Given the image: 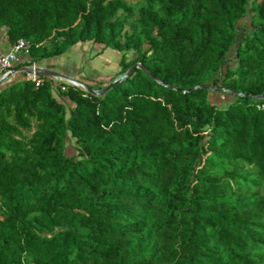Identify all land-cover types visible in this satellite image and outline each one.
<instances>
[{
	"label": "trees",
	"instance_id": "16d2710c",
	"mask_svg": "<svg viewBox=\"0 0 264 264\" xmlns=\"http://www.w3.org/2000/svg\"><path fill=\"white\" fill-rule=\"evenodd\" d=\"M0 31L153 76L0 84V264H264V0H0Z\"/></svg>",
	"mask_w": 264,
	"mask_h": 264
},
{
	"label": "rangeland",
	"instance_id": "374dc122",
	"mask_svg": "<svg viewBox=\"0 0 264 264\" xmlns=\"http://www.w3.org/2000/svg\"><path fill=\"white\" fill-rule=\"evenodd\" d=\"M127 1L134 5L139 0ZM134 18H137L136 14ZM250 19L251 13L248 11L246 17L242 19L239 26L248 27ZM131 23L132 22H129L126 25V30L130 28ZM131 59H133L132 51H118L113 47L83 43L71 47L62 55L53 58L40 61H28L26 58H21L20 62L17 63L18 65H34L55 71L89 86L94 91H101L125 73V71L123 72L121 62L124 61L128 63ZM23 75L26 76V74ZM53 81L59 84H67L66 80L53 79ZM205 85L212 87L210 80L206 81ZM210 90L215 91V88L212 87ZM229 100L230 97L227 94H213L210 97L211 103L217 105L221 104L222 106ZM64 152L69 157L76 158L78 156V148L75 139L68 136L65 140Z\"/></svg>",
	"mask_w": 264,
	"mask_h": 264
},
{
	"label": "built area",
	"instance_id": "2783aa9c",
	"mask_svg": "<svg viewBox=\"0 0 264 264\" xmlns=\"http://www.w3.org/2000/svg\"><path fill=\"white\" fill-rule=\"evenodd\" d=\"M29 48H30L29 42H27L24 39H19L15 43L11 44L7 50H0V84L13 76V70L16 69L18 56L20 55L27 56ZM31 67H34V65ZM26 78L35 82L36 85L40 84L42 81L41 77L33 72L26 73ZM67 84L72 85L68 82ZM55 85L56 82H54V86ZM61 90H65V86H61ZM259 100H264V98ZM256 109L264 110V102L257 103Z\"/></svg>",
	"mask_w": 264,
	"mask_h": 264
},
{
	"label": "water",
	"instance_id": "95a60500",
	"mask_svg": "<svg viewBox=\"0 0 264 264\" xmlns=\"http://www.w3.org/2000/svg\"><path fill=\"white\" fill-rule=\"evenodd\" d=\"M135 68H141L143 71H145L150 77L153 78V76L147 71L145 70L144 68H142L138 63L133 65L132 67H130L128 70L125 71V73L117 78L116 80H114L109 86H107L105 89L101 90V91H94L92 88H90L89 86L85 85V84H82L81 82L75 80V79H72L68 76H65L63 74H60L58 72H55V71H51V70H47V69H44V68H40V67H37V66H34V67H31V66H27V67H19V68H16L15 70H13V75L15 73H18V72H23V73H30V72H33L35 73L36 75L40 76V77H44V78H48L50 80L52 79H60V80H66L68 83L80 88L81 90L89 93V94H92L94 96H102L104 95L109 89H111V87L114 85V84H117L119 82H121L122 80L126 79L130 74L131 72L135 69ZM158 81V80H157ZM196 88H207L206 86H203V85H200V86H194L192 87L190 90L192 89H196ZM172 89H175V88H172ZM190 90H187V91H190ZM187 91H182V93H186ZM231 93H235L234 91H230ZM241 95V94H239ZM253 99H262L264 98V96H251Z\"/></svg>",
	"mask_w": 264,
	"mask_h": 264
},
{
	"label": "crops",
	"instance_id": "0c3cea01",
	"mask_svg": "<svg viewBox=\"0 0 264 264\" xmlns=\"http://www.w3.org/2000/svg\"><path fill=\"white\" fill-rule=\"evenodd\" d=\"M9 47H10V45L6 41L4 32L3 31H0V50H7ZM21 58H26L28 60V57L27 56L20 55V56H18V61H17L18 63L20 62V59ZM18 63H16V68H19V67H27L26 65H18ZM40 68H42V67H40ZM23 74H26V73H23V72L20 73V72H18V73H15L11 78L20 79L21 77L24 76Z\"/></svg>",
	"mask_w": 264,
	"mask_h": 264
}]
</instances>
